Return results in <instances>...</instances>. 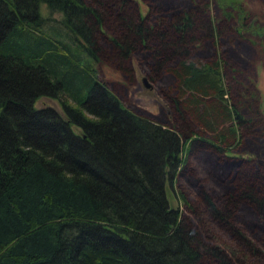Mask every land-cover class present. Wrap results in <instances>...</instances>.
Instances as JSON below:
<instances>
[{"label": "trees", "instance_id": "1", "mask_svg": "<svg viewBox=\"0 0 264 264\" xmlns=\"http://www.w3.org/2000/svg\"><path fill=\"white\" fill-rule=\"evenodd\" d=\"M215 1L226 17L237 13L240 28L250 23L238 1ZM205 9L150 23L130 0H0V264H264V249L232 222L248 209L264 221V169L253 170L254 161L235 163L231 192L218 202L203 192L201 212L181 192L190 216L166 198V178L172 189L186 154L206 148L225 156L246 125L230 100V61L212 44L205 61L190 56L196 36L212 40L216 29ZM53 13L61 30L44 28ZM108 22L110 51L98 43ZM141 49L153 75L174 79L169 100L180 124L136 113L99 79L102 56ZM63 95L71 102L62 110L35 106ZM208 220L234 245L218 244Z\"/></svg>", "mask_w": 264, "mask_h": 264}, {"label": "rangeland", "instance_id": "2", "mask_svg": "<svg viewBox=\"0 0 264 264\" xmlns=\"http://www.w3.org/2000/svg\"><path fill=\"white\" fill-rule=\"evenodd\" d=\"M130 1L135 12L142 17L147 16L150 23L170 11L206 6V16L210 21H216V29L212 40L200 35L196 36V41L190 47V56L205 61L212 55L213 45L217 56L222 60L230 61L231 64L229 70L224 69L225 79L229 84L227 85L231 88L230 100L246 121V125L241 128L240 139L239 135L236 137L239 145L234 148L231 146L229 151H225V156L206 148H201L200 151L192 154L189 152L186 154L185 166L178 170L172 189L166 178L165 193L169 206L179 208L181 214L187 213L190 216L189 209L185 208V204L178 197L179 192L184 194L193 208L201 212L205 208L203 192L216 202L231 192L234 185L232 179L238 169L236 164L239 159L254 161L253 170L264 169V0H236L237 6H240L244 12L241 13L244 15L242 20L248 17L250 21L244 25V28H240L238 24L237 13L231 18L226 17L220 4L215 0ZM168 6L173 8L168 9L166 13L164 9ZM40 11L44 17L49 16L45 4H41ZM59 19H61L60 13L50 14V20L45 23L44 28L49 29L50 25L58 26ZM58 28L60 29V26ZM64 32L69 37L70 33L65 29ZM114 35V25L109 22L104 24L98 36L99 45L110 51L109 38ZM150 66L151 57L146 49L135 50L124 59L102 56L95 65L99 79L118 95L125 106L163 125L180 124L182 118L169 100L174 95L170 83L173 78L167 71H162L157 76L153 75ZM236 71L239 73L237 74ZM62 102L69 104L71 101L65 95L59 99L41 97L35 102V106L37 108L52 106L62 110ZM185 120L187 121L186 118ZM192 129L199 132L197 127ZM207 167L209 173L204 172ZM248 210L251 215H242L240 211H236L232 222L237 227L241 226L247 238L257 243L263 250L261 241L264 238V221L254 216L251 209ZM242 218L246 223H243ZM208 227L218 244L234 245L229 231L219 223L208 220Z\"/></svg>", "mask_w": 264, "mask_h": 264}, {"label": "water", "instance_id": "3", "mask_svg": "<svg viewBox=\"0 0 264 264\" xmlns=\"http://www.w3.org/2000/svg\"><path fill=\"white\" fill-rule=\"evenodd\" d=\"M144 79V82L147 84V82H146V79L145 78H143ZM148 85V84H147Z\"/></svg>", "mask_w": 264, "mask_h": 264}]
</instances>
